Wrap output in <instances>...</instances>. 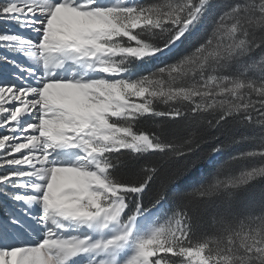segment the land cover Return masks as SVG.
<instances>
[{
	"label": "snow or ice",
	"instance_id": "1",
	"mask_svg": "<svg viewBox=\"0 0 264 264\" xmlns=\"http://www.w3.org/2000/svg\"><path fill=\"white\" fill-rule=\"evenodd\" d=\"M0 21V264H264V207L239 203L264 180V0H0Z\"/></svg>",
	"mask_w": 264,
	"mask_h": 264
},
{
	"label": "trees",
	"instance_id": "2",
	"mask_svg": "<svg viewBox=\"0 0 264 264\" xmlns=\"http://www.w3.org/2000/svg\"><path fill=\"white\" fill-rule=\"evenodd\" d=\"M156 62H154L155 64ZM168 123V121L163 120L162 118H155V117H148L146 120L142 121V127L153 131V132H160L161 126H164ZM242 131L246 132L250 136L249 142L245 144H239L235 145L231 151L236 152L241 149L245 148H251L253 147V144L258 142V136L260 135V129L258 127H251L249 126L246 129H243ZM154 157L152 156H146L140 163H148L150 162ZM261 161H259L258 158H249L247 160H239L237 162H234L232 165V171L235 174H238V172L246 167L250 166H259ZM139 165H129L125 169H123V172L125 175H133ZM206 169H201L199 172L200 176L205 175ZM239 203L241 206H243L246 209H251L255 211H259L262 207H264V180H257L256 182L251 183L249 186L246 187V189L240 194ZM208 218L205 217V225L201 229V235L205 234H212L213 229L209 226L207 222Z\"/></svg>",
	"mask_w": 264,
	"mask_h": 264
},
{
	"label": "rangeland",
	"instance_id": "3",
	"mask_svg": "<svg viewBox=\"0 0 264 264\" xmlns=\"http://www.w3.org/2000/svg\"><path fill=\"white\" fill-rule=\"evenodd\" d=\"M10 29H15V26L8 23V22L0 21V31L10 30ZM16 30H18V29H16ZM24 35L28 36V35H30V33L25 32ZM2 53H3V50L0 49V54H2ZM154 62L155 61L151 62L150 65H146V66H152V65H154ZM0 131H3V130H0Z\"/></svg>",
	"mask_w": 264,
	"mask_h": 264
}]
</instances>
